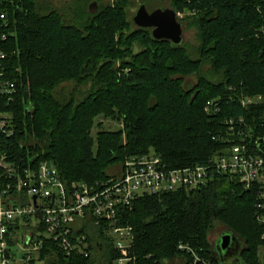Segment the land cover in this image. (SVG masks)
<instances>
[{
	"label": "trees",
	"instance_id": "1",
	"mask_svg": "<svg viewBox=\"0 0 264 264\" xmlns=\"http://www.w3.org/2000/svg\"><path fill=\"white\" fill-rule=\"evenodd\" d=\"M132 4L72 0L61 10L51 0H0V52L7 55L0 72L18 88L13 104L0 94V111L13 115L17 130L2 138L0 151L51 161L67 184L96 182L151 149L170 167L205 164L228 144L225 118L264 123V105L240 103L264 94V0H172L181 22L196 29L194 46L154 39L129 17ZM191 75L197 82L186 86ZM209 100L219 102L218 113L205 111ZM98 117L119 126L107 130ZM259 201L254 188L216 175L198 189L139 197L123 209L122 223L133 227L136 264H184L181 242L216 264L209 236L217 224L243 241L242 264H262ZM103 247L93 245L85 258L46 242L39 262L28 264H111V255L97 258Z\"/></svg>",
	"mask_w": 264,
	"mask_h": 264
},
{
	"label": "built area",
	"instance_id": "2",
	"mask_svg": "<svg viewBox=\"0 0 264 264\" xmlns=\"http://www.w3.org/2000/svg\"><path fill=\"white\" fill-rule=\"evenodd\" d=\"M5 16L0 11V18ZM2 38L7 39L6 33ZM6 57L0 52V60ZM17 92L14 80L0 78V94L7 104L15 102ZM240 103L246 109L263 106L264 94L241 97ZM205 108L216 114L220 104L209 100ZM224 124L228 144L205 164L170 167L151 149L130 156L120 169L96 182L67 184L51 161L28 153L15 160L0 151V264L39 262L46 242L66 255L85 258L92 257L93 245L102 243L98 260L111 255V264H136L134 231L122 223L123 209L144 195L201 188L216 175H229L244 189L256 190L257 217L264 224V123L256 128L243 117L229 116ZM15 129L13 115L0 111V147L3 137L16 135ZM20 249L23 256L18 257ZM178 250L187 255L184 264L215 263L188 244L179 243Z\"/></svg>",
	"mask_w": 264,
	"mask_h": 264
},
{
	"label": "water",
	"instance_id": "3",
	"mask_svg": "<svg viewBox=\"0 0 264 264\" xmlns=\"http://www.w3.org/2000/svg\"><path fill=\"white\" fill-rule=\"evenodd\" d=\"M89 13L95 14L99 7L97 1L89 5ZM133 23L140 28L151 29L152 36L158 40H169L175 45L184 43L185 25L180 13L173 7H158L150 11L142 3L132 17ZM243 241L231 230L224 231L211 249L216 264H242Z\"/></svg>",
	"mask_w": 264,
	"mask_h": 264
},
{
	"label": "rangeland",
	"instance_id": "4",
	"mask_svg": "<svg viewBox=\"0 0 264 264\" xmlns=\"http://www.w3.org/2000/svg\"><path fill=\"white\" fill-rule=\"evenodd\" d=\"M40 2H43L44 0H39ZM53 2V5L61 10H63L64 7L67 8V6L70 5V3L72 2V0H51ZM133 4L131 7H129L128 11H129V17L132 18L133 15L135 14V12L137 11L138 7L141 5L142 0H132ZM171 1L172 0H148L147 2V8L152 11L155 8L158 7H171ZM93 2V1H92ZM98 3V2H97ZM90 3H88L87 8L89 7ZM98 7H99V3H98ZM184 14L180 13V17H183ZM185 25V33H184V43H188L191 46H194L197 44V39H196V29L195 28H187L186 24ZM197 82V77L196 75H191L185 78V84L186 86H194ZM97 123H102L103 128L107 129V130H114L117 129L119 124L113 120L110 119H106L103 117H98L96 120ZM98 126H94L93 131H92V135L95 136V134L98 131ZM228 230L225 226L221 225V224H217L214 229L211 231L210 236H209V240L210 243L213 246L216 243V240L218 239V237L224 232ZM260 256L262 259V264H264V248H261L260 251ZM18 257L23 256V250L20 249L17 252ZM163 264H182V259H176L174 261H168L165 260L163 262Z\"/></svg>",
	"mask_w": 264,
	"mask_h": 264
}]
</instances>
